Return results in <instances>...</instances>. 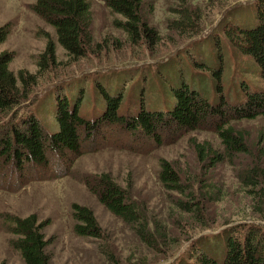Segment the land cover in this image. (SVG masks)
I'll return each mask as SVG.
<instances>
[{
    "label": "trees",
    "instance_id": "16d2710c",
    "mask_svg": "<svg viewBox=\"0 0 264 264\" xmlns=\"http://www.w3.org/2000/svg\"><path fill=\"white\" fill-rule=\"evenodd\" d=\"M102 1L113 16L112 26L124 34L125 42L131 47L146 51L160 40L159 33L149 24L144 0ZM206 1L210 5L218 2ZM185 4L184 0L175 10L167 28L179 35L199 37L202 29L191 14L195 11ZM33 10L54 29L57 42L68 58L87 57L93 46L90 0H36ZM239 11L238 17L232 15L226 23L220 22L219 26L224 27L214 30L207 41L199 40L196 45L160 59L153 75L136 81L132 88L125 87L124 81L128 79H122L120 70L92 77L88 90L87 77L85 83L70 79L56 84L57 80L41 99H34L36 115L31 113L18 121L15 113L36 95L39 78L53 73L59 64L55 44L46 40L32 74L25 70L14 74L8 67L11 54L0 52V117L11 115L14 119L0 127V163L3 158H9L45 165V146L59 158L65 154L78 156L83 143L80 137L91 139L103 127L112 125L159 139L165 133L196 130L215 122L222 150L199 145L197 153L202 159L209 158L211 166L222 162L232 164L237 155H246L247 149L242 136L226 124L231 120L264 117V0H254L251 9ZM9 32L8 26L0 27V44ZM133 73V70L125 72L129 76ZM232 97L234 102L230 100ZM124 101L132 103L125 112ZM93 106L99 113L91 120L82 110L91 109L93 113ZM49 114L56 125L52 130L42 122ZM158 178L169 191L181 195L188 192V200H178L175 206L198 220L203 208L198 189L212 191L208 193L209 200L218 198L219 191H214L212 185H189L177 168L165 160L159 163ZM235 178L248 199L251 214L264 222V164L250 160L243 169L235 171ZM91 189L109 212L136 229L145 245H151L154 238L148 228L147 214L127 191L107 175L98 177ZM74 213L78 222H82L75 226L77 235L100 236L91 211L76 207ZM229 225L226 223L209 239L195 242L198 246L190 251L193 264H264V225L255 222ZM12 233L17 236L12 246L24 264H49L45 253L47 242L34 217L15 219ZM176 264L188 263L179 259Z\"/></svg>",
    "mask_w": 264,
    "mask_h": 264
},
{
    "label": "rangeland",
    "instance_id": "374dc122",
    "mask_svg": "<svg viewBox=\"0 0 264 264\" xmlns=\"http://www.w3.org/2000/svg\"><path fill=\"white\" fill-rule=\"evenodd\" d=\"M144 1L149 24L160 35L155 46L146 51L131 47L125 42L124 34L112 26L113 16L103 1L90 0L93 46L87 57L73 59L68 58L58 44L54 29L33 10L36 0H0V27L8 26L10 31L0 44V52L11 54L9 70L14 74L20 70L35 73L36 59L47 39L55 44L59 61L53 73L39 78L36 95L18 108L15 121L31 113L36 115L34 99H41L57 80L56 84L70 79L85 83L87 77L88 90L92 77L120 70L122 79H128L124 81L125 87L132 88L136 81L153 75L160 59L196 45L199 40L207 41L214 30L224 27L219 26L220 22L226 23L232 15L238 17L239 10L251 9L254 2L218 0L210 5L206 0H185V5L195 11L191 14L198 22L197 27L202 29L199 37L192 38L167 28L184 0ZM127 70L130 73L133 70V75L125 74ZM124 75L127 78H123ZM230 100L234 102V97ZM129 105L132 103L124 101L122 111ZM93 108V113L85 108L82 114L96 119L99 111ZM10 120H14L13 116H1L0 127ZM42 122L50 130L56 127L51 114L44 116ZM214 123H206L196 130L165 133L159 139L112 125L103 127L91 139L80 137L83 143L78 156L65 154L59 158L45 146V165L3 158L0 163V264H24L12 246L17 239L12 228L15 219L31 216L41 226L49 264H176L179 259L193 264L190 251L198 246L195 242L201 243L202 239L216 235L226 223L229 226L241 222L264 225L251 214L248 199L235 178V171L243 169L250 160L264 164V117L229 121L226 126L242 136L247 154L237 155L232 164L222 162L211 166L209 158L202 159L198 155L197 146L222 150ZM161 160L175 166L189 185L210 184L214 191H219L216 200H209L208 193L212 191L198 189V196L203 198L202 221L175 206L178 200H188V192L181 195L164 188L158 178ZM102 175L127 191L138 208L147 214L148 228L154 238L151 245H145L136 229L101 204L91 187ZM76 207L91 211L99 227L98 238L76 234L75 226L82 224L74 216Z\"/></svg>",
    "mask_w": 264,
    "mask_h": 264
}]
</instances>
